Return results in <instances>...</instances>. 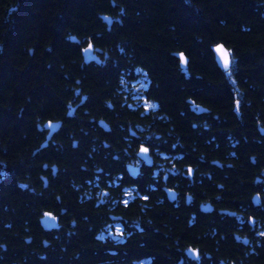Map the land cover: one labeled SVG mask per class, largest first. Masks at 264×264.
I'll return each mask as SVG.
<instances>
[{
    "label": "trees",
    "instance_id": "1",
    "mask_svg": "<svg viewBox=\"0 0 264 264\" xmlns=\"http://www.w3.org/2000/svg\"><path fill=\"white\" fill-rule=\"evenodd\" d=\"M216 44L233 73L217 66ZM172 52L186 55V73ZM140 72L144 100L155 104L147 111L122 104ZM109 118L124 120L113 132L128 150L132 129L152 152H183L178 165L202 158L227 169L213 180L221 199L205 198L213 212L174 217L151 201L147 182L140 230L133 201L126 241L101 237L88 136ZM47 121L60 122L49 140ZM262 131L264 0H0V264H177L185 245L158 240L155 229L186 236L199 259L185 264H264ZM44 212L58 217L56 229L41 227Z\"/></svg>",
    "mask_w": 264,
    "mask_h": 264
},
{
    "label": "flooded vegetation",
    "instance_id": "2",
    "mask_svg": "<svg viewBox=\"0 0 264 264\" xmlns=\"http://www.w3.org/2000/svg\"><path fill=\"white\" fill-rule=\"evenodd\" d=\"M224 73L233 72L225 70ZM148 85V78L140 72L133 85L123 91L122 104L133 106L137 109L142 107L146 111L150 107L154 108L155 104L144 100L143 91ZM236 100L238 101V99ZM83 101L84 99L81 98L74 111L82 105ZM108 122L111 124L98 120L95 125L102 132L94 129L95 131L88 136L90 146L88 156L92 171L88 187L95 192L90 197V203L95 208L101 207L102 214H100V217L104 220L101 237L107 238L111 236L114 241H126L128 234L125 220L126 208L133 201L138 205L136 219L133 222L140 230L139 217L142 200L144 199L143 184L147 182H149L152 191H155L151 196V201L155 203L160 201L173 208L176 214H173L174 212L171 214L174 217L181 215L183 218L190 220L195 217L192 212L195 208H198L202 213H208L201 210V206L204 205L210 206L211 210L209 212H213V203L205 198L209 194L210 196L214 195L215 200L219 201L221 199L219 193L215 191L213 186L215 182L213 180H218L219 177H228L227 169L221 165L216 167L207 165L202 158H198L199 165H178L179 158H184L183 152H152L149 148L147 154L150 157L151 164L146 165L139 155L141 147L144 146L141 143L140 136L132 129H129V135L135 138V142L134 147L128 150L125 134L118 136L113 132V129L116 128L115 123L124 122V120L109 118ZM72 146H77L75 140L72 141ZM50 169L52 174L55 175L57 168L55 167V171L52 167ZM208 184L212 186L208 188ZM216 184L217 188H220V183ZM182 211L188 212L182 214ZM233 215H236V212ZM154 233L158 240L166 243L170 242L171 245H185L183 254L177 264H185L187 259H199H191L187 256L186 250L192 248L186 246V236L183 239V237L172 234L169 230L164 232L155 229ZM147 261L145 260V262Z\"/></svg>",
    "mask_w": 264,
    "mask_h": 264
},
{
    "label": "water",
    "instance_id": "3",
    "mask_svg": "<svg viewBox=\"0 0 264 264\" xmlns=\"http://www.w3.org/2000/svg\"><path fill=\"white\" fill-rule=\"evenodd\" d=\"M103 18V22L110 25L112 23V18L109 17V16H102ZM222 48V51H218V49H221ZM90 48H87V49H84L83 52H90L89 50ZM211 51L214 55V60L217 64V66L222 70V71H225V70H228L229 66H230V63H231V59H230V53L229 51L224 47V45L222 44H216V45H213L211 46ZM223 52H227L228 53V65L227 67H225V63H224V59H223ZM172 55H174L175 57L178 58L179 60V65H180V68L185 72L186 71V68H187V63H188V58L186 57V55L183 53V52H172ZM80 103V102H79ZM197 110L196 112H205L206 109L203 108L202 106L200 105H197ZM74 108L75 107H72L69 112H68V115H71L74 111ZM60 126V122H51V121H47L46 123H44V129H46L48 131V133L46 134V140H49L51 138V136L58 130ZM264 133V131H262ZM45 145V143H43L41 145V147H43ZM148 148L145 147V146H142L141 147V152H140V156L141 158L144 160L145 164L146 165H150L151 164V160H150V157H148ZM45 167V166H44ZM53 170L55 171V166L52 167ZM43 181H44V185L47 184V180L46 178H43ZM252 200V203L253 205H258L259 204V195L258 194H254L251 198ZM201 210L202 211H205V212H209L211 210V207L210 206H201ZM219 213H229V214H235V212H230V211H227V210H220ZM39 222H40V225L43 229L45 230H52V229H56L58 227V218L56 216H54L53 214H51L50 212H44V214L40 217L39 219ZM249 225L250 226H253V218H251L249 220ZM236 241L237 242H241L243 244H247L248 242V239L247 238H244V237H240L239 235H235L234 236ZM186 254L189 258L191 259H198V252L197 250H194V249H188L186 250ZM222 263V262H220Z\"/></svg>",
    "mask_w": 264,
    "mask_h": 264
},
{
    "label": "snow or ice",
    "instance_id": "4",
    "mask_svg": "<svg viewBox=\"0 0 264 264\" xmlns=\"http://www.w3.org/2000/svg\"><path fill=\"white\" fill-rule=\"evenodd\" d=\"M218 51H222V48L221 49H218ZM228 53L227 52H223V59H224V63H225V67H227L228 65Z\"/></svg>",
    "mask_w": 264,
    "mask_h": 264
}]
</instances>
